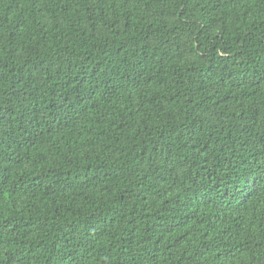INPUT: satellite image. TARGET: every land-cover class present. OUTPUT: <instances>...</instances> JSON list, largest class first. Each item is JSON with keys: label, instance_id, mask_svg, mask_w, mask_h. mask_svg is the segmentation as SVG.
Segmentation results:
<instances>
[{"label": "trees", "instance_id": "trees-1", "mask_svg": "<svg viewBox=\"0 0 264 264\" xmlns=\"http://www.w3.org/2000/svg\"><path fill=\"white\" fill-rule=\"evenodd\" d=\"M264 0H0V264H264Z\"/></svg>", "mask_w": 264, "mask_h": 264}, {"label": "snow or ice", "instance_id": "snow-or-ice-1", "mask_svg": "<svg viewBox=\"0 0 264 264\" xmlns=\"http://www.w3.org/2000/svg\"><path fill=\"white\" fill-rule=\"evenodd\" d=\"M262 182H264V178H261Z\"/></svg>", "mask_w": 264, "mask_h": 264}]
</instances>
